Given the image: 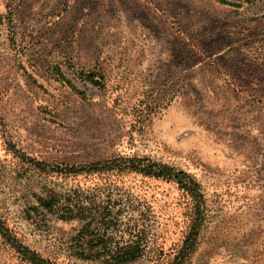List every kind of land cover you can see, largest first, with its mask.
<instances>
[{
  "label": "rangeland",
  "instance_id": "374dc122",
  "mask_svg": "<svg viewBox=\"0 0 264 264\" xmlns=\"http://www.w3.org/2000/svg\"><path fill=\"white\" fill-rule=\"evenodd\" d=\"M124 155L200 185L205 219L189 264H264V0H0L7 225L54 263L99 264L80 258L82 223L38 197L111 187L130 193L148 227L136 264L169 261L191 217L176 184L60 170ZM0 264L20 263L0 247Z\"/></svg>",
  "mask_w": 264,
  "mask_h": 264
},
{
  "label": "trees",
  "instance_id": "16d2710c",
  "mask_svg": "<svg viewBox=\"0 0 264 264\" xmlns=\"http://www.w3.org/2000/svg\"><path fill=\"white\" fill-rule=\"evenodd\" d=\"M94 85L98 82L93 80ZM61 172L69 176L135 174L146 178L172 182L190 200V224L180 245L167 262L158 264H189L198 249V238L205 219V200L200 185L189 173L146 156H118L81 164L62 165ZM80 193L69 189L49 191L38 197L39 206L60 220L82 223L76 240L83 249L80 258L99 264H136L148 248V227L143 212L135 207L127 192L117 193L111 187ZM36 210V209H34ZM139 213V219L134 213ZM140 220L143 222L140 223ZM0 247L8 249L20 264H57L42 257L23 244L5 219L0 216Z\"/></svg>",
  "mask_w": 264,
  "mask_h": 264
}]
</instances>
